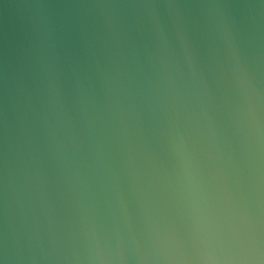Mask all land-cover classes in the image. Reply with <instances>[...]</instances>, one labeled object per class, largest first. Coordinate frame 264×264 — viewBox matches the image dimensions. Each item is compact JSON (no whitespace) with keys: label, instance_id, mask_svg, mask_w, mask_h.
Wrapping results in <instances>:
<instances>
[{"label":"water","instance_id":"obj_1","mask_svg":"<svg viewBox=\"0 0 264 264\" xmlns=\"http://www.w3.org/2000/svg\"><path fill=\"white\" fill-rule=\"evenodd\" d=\"M0 264H264V0H0Z\"/></svg>","mask_w":264,"mask_h":264}]
</instances>
